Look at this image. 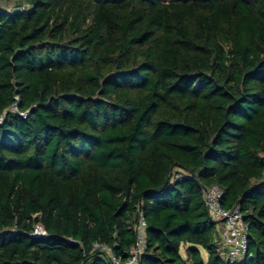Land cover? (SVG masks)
<instances>
[{"label":"trees","instance_id":"1","mask_svg":"<svg viewBox=\"0 0 264 264\" xmlns=\"http://www.w3.org/2000/svg\"><path fill=\"white\" fill-rule=\"evenodd\" d=\"M4 111L0 264L125 260L140 214L138 264H264V0L0 7ZM202 185L239 206L250 257L219 256Z\"/></svg>","mask_w":264,"mask_h":264},{"label":"built area","instance_id":"2","mask_svg":"<svg viewBox=\"0 0 264 264\" xmlns=\"http://www.w3.org/2000/svg\"><path fill=\"white\" fill-rule=\"evenodd\" d=\"M10 110H16V106L11 107ZM4 117L5 111L0 114V123L3 121ZM201 195L211 219L220 222L215 236V244L219 256L231 262H239L248 256L250 257L247 251V225L242 218L239 206L234 205L229 208L222 207V189L218 185H202ZM36 216L39 217L38 215ZM146 226V222L140 214L138 222L135 225V242L129 250L125 260H121L119 257L113 255L105 244L94 242L93 249L105 252L111 264H138L146 246ZM11 231L15 232L16 227L14 226L11 228ZM47 235L41 222L39 220L35 221L29 232V236L32 238H45Z\"/></svg>","mask_w":264,"mask_h":264},{"label":"rangeland","instance_id":"3","mask_svg":"<svg viewBox=\"0 0 264 264\" xmlns=\"http://www.w3.org/2000/svg\"><path fill=\"white\" fill-rule=\"evenodd\" d=\"M27 0H0V7L16 5L17 8L22 9L26 7ZM181 255L185 256V246L182 245L180 248ZM201 255L204 261L207 259V253L205 250H201Z\"/></svg>","mask_w":264,"mask_h":264}]
</instances>
